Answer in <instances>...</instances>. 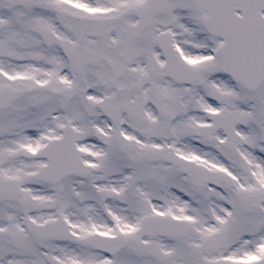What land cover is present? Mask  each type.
<instances>
[{
  "label": "snow or ice",
  "instance_id": "obj_1",
  "mask_svg": "<svg viewBox=\"0 0 264 264\" xmlns=\"http://www.w3.org/2000/svg\"><path fill=\"white\" fill-rule=\"evenodd\" d=\"M0 264H264V0H0Z\"/></svg>",
  "mask_w": 264,
  "mask_h": 264
}]
</instances>
